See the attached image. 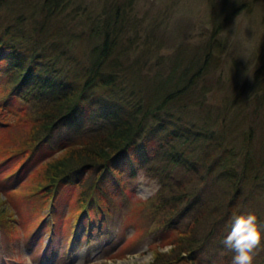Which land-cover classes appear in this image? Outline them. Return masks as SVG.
I'll list each match as a JSON object with an SVG mask.
<instances>
[{"label": "trees", "instance_id": "1", "mask_svg": "<svg viewBox=\"0 0 264 264\" xmlns=\"http://www.w3.org/2000/svg\"><path fill=\"white\" fill-rule=\"evenodd\" d=\"M214 1L209 0L210 37L200 50L185 62L174 58L167 75L151 77L145 92L129 89L126 95V76L120 74L128 52L120 45L126 20L121 6L110 3L93 17L77 0H0V161L14 159L13 170L22 171L30 154L59 124L75 125L76 117L87 112L97 128H88L83 140L64 146L60 155L36 169L52 204L66 183L78 186L74 203L81 208L94 200L90 189H104L102 193L109 196L100 183L108 174L117 177V167L125 160L151 165L145 173L159 181L172 178L171 171L179 169L176 179L186 181L175 180L169 199H164L162 185V191L146 201L150 205L139 201L142 208L148 207L153 225L164 230L160 242L150 244V264H202L204 245L210 240L222 252L221 264H231L232 252L222 241L234 213L256 214L264 229V218L245 207L259 201L255 182L264 166V145L261 149L247 145L241 160L228 149L232 128L226 129L224 121L218 134L210 127L207 112L201 124L180 121L191 106H203L209 92L204 81L214 51L220 50L218 36L240 10L248 11L252 5L246 0ZM83 40L92 47L89 62L80 66L72 47ZM257 74L248 94L255 99L263 93L259 97L264 107V73ZM234 103L222 105L223 120ZM12 125L24 126L25 133L5 141ZM7 142L12 146L4 147ZM155 161L162 166L152 167ZM71 174L78 179L73 184ZM90 177L96 179L95 186L88 184ZM200 186L207 190L206 196L198 192ZM165 246L170 247L162 251ZM259 260L264 264V253Z\"/></svg>", "mask_w": 264, "mask_h": 264}, {"label": "rangeland", "instance_id": "2", "mask_svg": "<svg viewBox=\"0 0 264 264\" xmlns=\"http://www.w3.org/2000/svg\"><path fill=\"white\" fill-rule=\"evenodd\" d=\"M77 1L88 7L93 17L101 14L110 3L125 11L124 34L120 38L121 50L128 48L120 69V74L126 76L125 94L130 92L129 89L145 92L151 84V77L155 74L165 77L174 58L178 56L183 62L188 61L210 37L209 0ZM246 1H252L250 9L240 10L216 40L220 50L214 51L211 70L204 81L209 92L203 97L202 108L191 106L188 114L180 120L201 124L207 112L212 121L210 127L219 133L220 122L224 121L226 129L232 128V141L225 143L229 150L236 151L232 150L234 158L241 160L245 157L247 145L258 149L264 145V107L259 97L263 93L255 99L248 94L257 73H264V0ZM91 47L92 43L87 40L76 42L72 47V55L80 66L89 62ZM66 67L70 69V65ZM233 102L234 109L223 120L222 105ZM74 123L59 124L29 155L31 158L22 171L13 170L14 159L0 161V217L4 221H0V264H150L153 260L150 244L159 243L164 230L153 225L148 207L142 208L139 201H145L144 206L150 205L146 201L162 191L163 186L162 195L167 200L176 181L186 179H176L181 176V171L174 168L172 178L159 181L158 176L145 173L151 165L145 167L140 162L123 160L124 164L117 167V177L108 174L106 181L100 183L109 190V196L102 193L104 189H90L89 194L94 200L88 208H81L76 205L77 201L74 203L78 186L66 183L56 193L54 205L50 197L45 196L36 169L60 155L64 146L79 143L88 128H97L98 125L92 113L87 112L78 115ZM9 129L7 132L12 134L5 141L25 133L24 126L12 125ZM5 146L12 145L7 142ZM154 166L162 165L155 161ZM70 177L72 184L78 180L73 174ZM95 180L90 177L87 181L94 185ZM167 181V185L175 182L168 187ZM263 181L264 166L255 182L259 189L256 201H259L252 206L245 205L262 218ZM198 192L204 196L208 194L202 186ZM187 220L183 219L180 225ZM210 242L204 245L202 264H221L222 252ZM169 247L161 250L167 251ZM261 253H264L262 247L254 264L260 263ZM233 255L232 252L231 257Z\"/></svg>", "mask_w": 264, "mask_h": 264}, {"label": "clouds", "instance_id": "3", "mask_svg": "<svg viewBox=\"0 0 264 264\" xmlns=\"http://www.w3.org/2000/svg\"><path fill=\"white\" fill-rule=\"evenodd\" d=\"M234 253L231 264H254L264 244V229L254 213H234L229 218V231L222 241Z\"/></svg>", "mask_w": 264, "mask_h": 264}]
</instances>
